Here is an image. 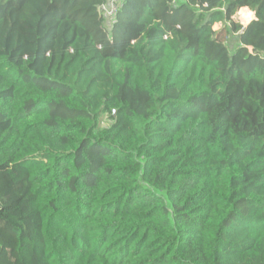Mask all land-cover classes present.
<instances>
[{
	"label": "trees",
	"instance_id": "obj_1",
	"mask_svg": "<svg viewBox=\"0 0 264 264\" xmlns=\"http://www.w3.org/2000/svg\"><path fill=\"white\" fill-rule=\"evenodd\" d=\"M107 2L0 0V264H264V0Z\"/></svg>",
	"mask_w": 264,
	"mask_h": 264
},
{
	"label": "built area",
	"instance_id": "obj_2",
	"mask_svg": "<svg viewBox=\"0 0 264 264\" xmlns=\"http://www.w3.org/2000/svg\"><path fill=\"white\" fill-rule=\"evenodd\" d=\"M121 5H122L121 0H108L106 4L100 7V12L107 19H115L121 8Z\"/></svg>",
	"mask_w": 264,
	"mask_h": 264
},
{
	"label": "rangeland",
	"instance_id": "obj_3",
	"mask_svg": "<svg viewBox=\"0 0 264 264\" xmlns=\"http://www.w3.org/2000/svg\"><path fill=\"white\" fill-rule=\"evenodd\" d=\"M234 20V19H233ZM235 24H236V26H237V28H238V31H237V35L238 34H240V28H239V26H238V24L235 22ZM222 25L221 24H216L215 26H214V30L215 31H220L221 29H222ZM236 36H232L231 37V39H230V44L232 45V49L234 50L235 49V47L237 46V44H236V38H235Z\"/></svg>",
	"mask_w": 264,
	"mask_h": 264
},
{
	"label": "water",
	"instance_id": "obj_4",
	"mask_svg": "<svg viewBox=\"0 0 264 264\" xmlns=\"http://www.w3.org/2000/svg\"><path fill=\"white\" fill-rule=\"evenodd\" d=\"M256 15V14H255ZM257 17V16H256ZM258 20V18H257ZM245 32H240L239 37H241Z\"/></svg>",
	"mask_w": 264,
	"mask_h": 264
}]
</instances>
